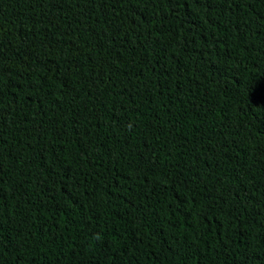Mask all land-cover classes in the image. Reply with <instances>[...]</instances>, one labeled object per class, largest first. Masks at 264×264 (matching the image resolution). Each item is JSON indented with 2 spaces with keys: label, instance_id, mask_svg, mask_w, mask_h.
<instances>
[{
  "label": "trees",
  "instance_id": "obj_1",
  "mask_svg": "<svg viewBox=\"0 0 264 264\" xmlns=\"http://www.w3.org/2000/svg\"><path fill=\"white\" fill-rule=\"evenodd\" d=\"M0 264H264V0H0Z\"/></svg>",
  "mask_w": 264,
  "mask_h": 264
}]
</instances>
